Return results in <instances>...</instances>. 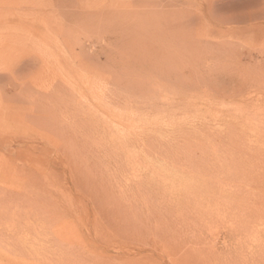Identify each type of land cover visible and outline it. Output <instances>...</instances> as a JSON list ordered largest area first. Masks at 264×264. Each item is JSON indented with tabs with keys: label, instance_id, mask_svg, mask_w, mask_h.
<instances>
[{
	"label": "rangeland",
	"instance_id": "obj_1",
	"mask_svg": "<svg viewBox=\"0 0 264 264\" xmlns=\"http://www.w3.org/2000/svg\"><path fill=\"white\" fill-rule=\"evenodd\" d=\"M41 1L45 2L36 0V3L42 4ZM3 2L5 5H2ZM258 2L260 4L257 1L253 3H257L259 7L251 2L247 8L240 9V4L244 3L241 0H154L156 5L153 10H146L138 5L135 10L132 8L134 11L139 8L135 14L121 13L120 21H124L119 22L120 26L112 25L110 21V27L104 30L105 32H101L99 27L96 29L94 24L97 23L92 22V27L82 24L85 18L82 22L73 21L74 27L72 21H66V26L60 23L61 27L68 26L61 33L66 41L62 42L61 36L55 35L59 46L60 43L64 44L63 51L59 50L58 62L55 63L49 48L41 49L35 46L38 36L27 33L31 28L36 29V33L45 31L39 15H30L25 9L34 5L35 0H0V38L5 32H13V39L11 37L8 41L15 42L13 45L7 41L5 45L0 46V93L2 88L7 86L10 73L7 69L10 68L11 86L14 87L12 93L18 95L11 108L4 107L0 98V129L13 139L24 140V150L22 147L18 151V145L16 152L11 155L13 165L18 168L15 176L23 182L20 181L19 188L9 190L6 203L0 204V264H255V260L250 258L245 249L246 245H255L260 242V238H264V207L259 211L257 207L260 201H264V175L256 178L257 172L248 170V173L251 172L250 174L255 176L257 185L247 178L250 184L246 188L251 190L250 192L235 185L221 197L219 182L225 184L229 182L227 178L230 180L232 177H241L242 172H233L236 166L233 162L228 164L233 167L232 170L228 168L230 173L226 165L221 169L222 166L214 167L211 163L213 156L223 165L222 160L225 159L222 153L230 146L229 137L226 139L224 133L225 129L220 130V134L215 130L216 127L222 126L223 119L238 112L240 120L237 125L241 126L244 116L253 111H264V95L252 86L264 82V56L257 55L258 51L264 50V36L258 37L259 39L252 36V39L251 36H246L247 33L243 34L244 30L240 33L241 30L237 29L242 27V24L235 22L232 17L253 8L259 10L263 7V2ZM192 4H195L196 8ZM56 17L55 14L51 21H56ZM51 21L49 23L53 25ZM259 21L264 25V18ZM66 36L71 38V42ZM160 67L162 71L158 69L157 72L156 69ZM169 70L171 74H166L169 79L167 80L163 71L168 73ZM227 75H232V78ZM136 78L140 80H135ZM197 81L200 84L195 87ZM139 83L142 84L141 92L145 94L144 97L151 94V89H156L158 97L152 106L146 102L138 105L136 102L131 106L132 103L122 100L125 95L133 100L138 93ZM166 83L168 87H165ZM246 84L251 87L249 90ZM234 86L239 88L237 93L229 91ZM87 88L96 90L93 95L101 89L109 99L115 97L111 98L108 90L115 92L113 95L121 100L120 104H115L112 109H104L96 104L91 96L88 97ZM71 89H76L74 97L69 96L65 105H59V101L64 100L65 93ZM103 89L108 92H103ZM54 94L58 100L54 109L59 110L56 121L49 119ZM73 102L77 104L68 107V104ZM14 104H22L23 107ZM181 107L188 109V115L183 120L178 119L181 114L174 112L182 109ZM129 109H133L132 116L136 115L133 119L139 123L137 142L140 144L124 145L123 148L129 146V149H123L119 155L114 154L119 151L107 150L105 153V149L96 147L105 144L97 145L102 135L114 136L119 133L116 124L110 123L98 131L90 130L89 124L86 130L77 126L86 116L93 113H101L107 118L112 113L119 112V115H124V122L128 119ZM153 120L155 125H152ZM50 122L76 126L75 135L71 136L74 144L78 145L79 153L85 151L94 159L88 168L91 175V180L88 181L90 191H99L97 184L100 180L104 181L101 197L105 206L103 211L97 213V204L82 205L78 202V195L65 161L70 155L62 152L61 144H55L57 138L64 141L67 127L56 130L54 135L51 127L45 125ZM182 125L189 128L199 125L202 129L203 135L190 140L194 150L192 154L196 155L197 160L202 158L201 162L191 165L198 171L196 177L178 173L175 167L179 161L170 157L167 158L169 161L166 165L162 164L154 148L143 145L142 138L147 139L146 135L152 134L153 130H177L176 128ZM259 126V129L257 127L254 130L245 126L246 134H263L264 125ZM204 128L205 131L208 128L206 132ZM212 131L215 134L212 135ZM18 137H21V140L17 139ZM66 138H69V132ZM84 142L93 145L84 150L83 147L87 146L82 145ZM248 148L243 145L232 149L230 154L243 160L239 165L246 166V162L249 164L245 159L254 151ZM217 156L223 158L218 159ZM9 157L8 153V156L5 155L0 160ZM37 165L42 173L51 172L53 177L57 178L64 193L75 197L73 202L77 209L67 216L59 215L57 218V224L69 222L70 225L60 233L62 240L59 239V244L55 242L63 250L58 248L61 251L55 253L48 251L56 245L54 243L51 244L52 247L41 248L40 244L38 246L39 241L36 240L32 228L36 222L38 207L24 201V182L28 180L24 176V169L33 171ZM175 172L178 177L172 179ZM161 180L168 182L167 185ZM171 185H174V188H171ZM171 196L176 197L178 202L171 203ZM207 202L212 205L206 207ZM226 205L237 206L238 209L232 213ZM42 218L47 220L50 216ZM101 218L107 233L106 237L103 236L106 242L102 241V244L99 237L94 239V234H89L94 219L98 221ZM233 221L240 226L234 228ZM208 238L214 240L212 252L206 247ZM74 241H77V244ZM96 243L101 246L97 247ZM223 244L226 248H223Z\"/></svg>",
	"mask_w": 264,
	"mask_h": 264
},
{
	"label": "bare ground",
	"instance_id": "obj_2",
	"mask_svg": "<svg viewBox=\"0 0 264 264\" xmlns=\"http://www.w3.org/2000/svg\"><path fill=\"white\" fill-rule=\"evenodd\" d=\"M44 1L45 2H42L41 1L42 4H38L39 2L36 3V0H35V4L34 5L29 4L31 6H27L25 9H26L27 13L30 14V15L35 14L34 16H36V17H37V15H39V17L41 18V21H43L42 24L44 25L42 28L45 29V31L44 32L41 31V33H36V29H34V28L32 29L31 28L30 29L31 32L30 31H28V32L26 31V32L38 36V38L36 40V43H35V46H37V47H39L41 49L42 48H44V49L45 48L46 49L49 48L50 49V52H51V54L53 56L51 58L54 60L55 63H57L58 62V59H59L58 58V56H59V50L63 51V49H64V44L63 43H60V46H59V43L56 40L55 35H60L61 38H62V42L66 41V38L63 37L64 35L61 34V33H63V30H66L68 28V26L65 27L66 25L64 24V22H66V21H67V23L70 22V21H72V22L75 21L76 22V20H79V22H82V19L85 18V20H84V22H82V24H84L86 26H90V24H93L92 22L97 23V24H94V26H96V29H97V27H99V28L102 29L101 32H105L104 30H106L107 28L110 27L109 26L110 21H111V24L112 25H114V24H116V26L117 25L118 26L121 25V24L119 25V22H121L123 20L122 19L120 21V18L122 17V14L121 13H124L125 12L124 13L125 15H127L128 13L133 14L134 12H136L139 9L138 8L136 11H134L137 8L136 6H138V5H140V7H142L143 9L149 8L150 10H153V8H154L153 6L156 5V4L154 5V3H153L154 0L153 1H151V0H109V2H103V3L102 2H99L97 0H44ZM174 1H176V0H174ZM241 1H243L244 3L240 4V6H239L240 9H242V7L243 8H247L248 6H250L249 4L251 2H252V4L256 5L257 3H259L258 1L263 2L262 3L263 4V7L259 9L258 8L259 6L257 4V6H258L257 9H259V10H254V8H253L252 10L250 9L247 12L245 11L244 13L235 14V17L232 16L233 18H235L234 19V20H236L235 22L238 21L239 23L242 24V27H239L238 26L239 28L237 27L238 28L237 30L240 29L242 31L241 32L239 30L240 33H243V30H244L245 33H243V34L245 35L247 33L248 35H246V36H248V37L251 36L250 38H252V39L254 37L255 38L256 37L257 38L258 37L259 38L260 37H263L264 36V25H262L259 20L261 18H264V15H263L264 14V0H241ZM254 1L255 2L257 1V3H253ZM185 3H184V5H185ZM189 3H191V2H189ZM187 4H186V6H187ZM2 5H5V3L2 4ZM193 6H195V4ZM236 7H238L237 4H236ZM254 7H256V6H254ZM132 8H134V10ZM195 8H196V6H195ZM121 9H124V11H122ZM235 10H238V9L235 8ZM24 12H25V10H24ZM142 12H144V11H142ZM0 13H1V11H0ZM55 14L57 15V17L55 18L56 21L53 22V21H51V19H52L53 16L55 17ZM149 16H151V15H149ZM130 17H131V15H130ZM57 19L58 20L61 19V20H59L60 22ZM50 21H51V23H53V25L49 23ZM60 23H62V24L65 25V26H62V27H65L64 29H62V27H61L62 24H60ZM74 24L75 23L73 22V27H74ZM49 25H52V27H50ZM94 26H93V28H94ZM90 27H92V26H90ZM159 27H160V25H159ZM5 28H3V29H5ZM239 31H237V33ZM6 33H7V35H6ZM240 33H239V35H241ZM66 34L68 35L67 32H66ZM11 35H13V32L12 33L5 32V34L0 38V46L1 47L3 45H5V43L8 40L11 39V37L13 39V36H11ZM252 36H254V37H252ZM70 40H71V38L69 39V42H71ZM15 41H17V40H15ZM248 41H250V39ZM11 42H12V40L11 41H8L7 43L10 44ZM14 43H13V45H14ZM229 49L230 48H228V50ZM167 51H168V49H167ZM255 52H257V51H255ZM0 53H2L1 50H0ZM138 53H140V52H138ZM165 53H167V52H165ZM257 53H258L257 54L258 56L259 55L262 56V57L264 56V50L263 51H258ZM7 55L8 54H6V56ZM148 55H149V53H148ZM138 58H139V56H138ZM162 60H163V58H162ZM154 61H155V58H154ZM215 66H217V65H215ZM235 66H236V64H235ZM158 69L161 70V67L160 68H157L156 71ZM174 69L175 68H173V70ZM7 70L10 71V73H9V79H8V82H7V86H4V87L2 86L3 88H2V91L0 93L1 94L0 98H1L2 104H4L3 105L4 107L8 106V108H11V106L14 103V101L17 99V96L18 95H15L14 93H12V91H14V87L11 86L12 83H11V79H10L11 78V71L12 70L10 68H8ZM170 70H172V69H170ZM170 70H169L168 73L166 71H163L164 73L162 72L164 74V76L166 77L165 79H167V80H169L168 77H167V75L170 73ZM167 71H168V69H167ZM175 71H177V70L175 69ZM222 71L224 72V70H222ZM157 72H159V71H157ZM222 74L224 75V73H222ZM254 76L257 77L258 75H254ZM157 77H159V76H157ZM224 77H226V75ZM228 77L229 78H232V75L231 76H228ZM217 78H219V77H217ZM234 79L235 78L233 77V80ZM135 80H140V78L139 79L136 78ZM135 80L133 81L134 85L136 84V81ZM226 80H227V78H226ZM238 80H239V78H238ZM80 81H82V80L80 79ZM156 81H157V78H156ZM252 81L254 82V80H252ZM158 82L156 84H158ZM223 82H225V81L223 80ZM82 83H83V81H82ZM163 83H164V81H163ZM174 83H177V82H174ZM199 84H200V82L197 81V82H195L194 86L195 87H198ZM131 85H133V84H131ZM139 85H140V83H139ZM141 85L137 87V89H139V90L137 91L138 93H137L136 97L134 96L135 97L134 99H133V97H131L133 100H130V96L127 97V95H125L126 98L124 97L125 99L123 98L122 100L123 101L126 100V102L128 101L130 104L132 103L131 106L134 105V104H136V102H137V105L139 103H142V102L145 103L146 102L149 106H152L153 103H155V101L157 100L156 97H158V95L156 96V93H155L156 92V89H151L152 91L150 90V93H151V94H149L150 97L147 96L148 94L144 97L145 94H143V92H141V89H143V88H141ZM162 85L159 84V86H162ZM167 85H168V83H166V86L164 84L165 87H168ZM252 86H253V89L254 90H256L257 92H261L264 95V82L261 81V82H258L256 85H252ZM244 87H242V88L244 89ZM247 87H248V85H247ZM249 88H251V87H248L247 89L249 90ZM87 89L89 91V96L88 97L91 96V98H93V100L96 102V104L102 106V108H104V109H112V107L115 104H120L119 102L121 100L117 99L116 96L113 95V94H115V92L112 93L110 90H108L109 91V94L108 95L111 98H114V97L116 98V99L115 98L114 99H109L108 96L106 97L102 93V91H100L101 89L98 90L99 92L97 91V93L95 95H93L95 93V91H96L95 89L94 90L91 89V88H87ZM88 91L87 92L84 91V92L85 93H88ZM106 91L103 89V92H106ZM229 91H231L232 93H235V92L237 93V91H239V88L237 89L234 86ZM110 92L112 93V96L110 95L111 94ZM177 92H179V91H177ZM177 92H176V95H177ZM75 93H76V89H71V90L67 91L65 93V99L64 100H60L59 101V105L60 104L65 105L66 102H67V100H68V98H70L72 96L74 97ZM126 93H127V91H126ZM118 94L119 93H116V95H118ZM258 94H260V93H258ZM122 95L123 94H121V96ZM52 101L53 102L51 103V107H52V109H51V116L49 117V119L51 118L52 121L53 120L56 121V119L58 118V112H59V110L56 111L54 109L55 107H57V102H58L57 95L54 94V99ZM88 101H89V99H88ZM9 103L11 105H9ZM83 103H84V101H83ZM87 103L88 102H86V104ZM76 104L77 103H74L73 102L71 104H68V107H72V106H74ZM14 105H21L22 106V104H14ZM187 110L188 109H183L182 108V109L177 110V111L175 110L174 112H175V114H177V113L181 114V117H179L180 116L179 115L178 116L179 118L178 117L177 118L178 119H181L182 118V120H183V118L184 117L186 118V116L188 115ZM169 111L170 110H168V113H169ZM132 112H133V109H129L128 119L126 121H124V122H123V118H124L123 116L124 115H119V112H114V113H112V115H110L107 118H105L101 113H93L90 116H86V118H84L81 122H79L77 126L80 127V128H82L83 130H86L87 125L89 124L90 130H92V131H98L100 129H104L110 123L116 124L117 125L116 126V129L117 128L119 129V133L117 135H114V136H104V135H102V137L99 140V142L97 143V145H99L101 143H105V144L103 146H96V147L97 148H101V149H105L104 150L105 153H106L107 150L119 151V152L114 153L115 155H119V154L122 153L123 149H129V146H125L123 148L124 145H127V144H133V145L138 144L137 140H139L138 139L139 138L138 137L139 123L137 124V122L134 121L133 118H136V115L134 114V116H132L133 115ZM250 112H252V111H250ZM171 113L174 114L172 111H171ZM21 115L24 116L23 113ZM191 117H192V115H191ZM238 117H240V115H239L238 112L237 113H233L232 116H227L226 119H223L224 120L223 121L224 127H223V124H222V126H218V127L215 128V130L218 131V134H220V130L225 129L224 133H226V136H227L226 139L229 137L228 140H229L230 146L227 147L225 149V151L222 153V155L224 156V158L222 156H220L223 159H225V161L222 160L223 161V165H222V162L217 161L216 158L213 157V156H212L213 160H212V163L211 164L214 165V167H216L215 165L222 166V167L224 165H226V168L227 169L229 168V169L232 170L233 167L232 166L229 167L228 164H230L231 162H233L236 165L233 168V170H234L233 172L234 173L235 172L239 173L238 171H241L242 172V174L240 175L241 177H239V176H236L235 178L232 177V178H230V180L227 178V180L229 182H227L225 184H222L221 182H219V193H220V196L221 197H222L223 193L224 194L228 193L235 185L236 186H239V187H243L245 189H248L246 187L250 183L247 182L248 181L247 178H249V180H251V182H252V180L254 181V183L257 182V180H255V178H254L255 176H252L250 174L251 172L248 173V170H250V171H253V170L256 171L257 172L256 173V178H258L259 176H263L264 175V133L263 134H257V133L250 134V132H249L248 135L246 134V129H247L246 127H251L254 130V129H257V127L259 129V127H260L259 125H264V111H260L259 110V111H256L255 113L253 111L252 113H249V115L244 116L243 117V120H244L243 121V125H241V126H238L237 125L239 123V120H240ZM241 117H242V114H241ZM199 118H201V117H199ZM23 119H24V117H23ZM204 120H203V122H204ZM61 122H63V121H61ZM197 122H198V120H197ZM45 125H49L51 127V130L54 133V135H55L56 130L61 129L62 127H67L66 134L64 135V141H60L57 138V143H55V144H61L62 145V152L65 151V153H69V155H70V156L67 157V160H65V161H66V164H67V168H68V170H69V172L71 174V177H72L71 180L74 183V188L76 190V194L78 195L77 200L82 205H85L87 203H91L93 205L97 204L98 205L97 213L100 212V211H103L102 208H104L105 206H104V203H102L101 197H102V193H103L104 181L103 180L102 181L100 180L98 182V180L93 179V181L96 180V182H98L97 185L99 187V191H97V190H91L90 191V189H89L90 187H89V182L88 181L91 180V175L88 172V168L90 167L89 166V163L91 161H93L94 159H91L90 156L85 153V151H82L81 153H79L78 145L77 144H74L73 137H71V136L72 135H75L74 130H75V127L76 126L74 124H70V123H67V124L62 125V123L54 124V123H51V122L50 123H47ZM152 125H155V120L152 121ZM179 125H181V124H178V126ZM198 126L197 125H194L193 127L191 126L192 128H189V127H187L185 125H182V126L176 128L177 130L171 129V130H174V131H171L170 129L169 130L168 129H165V130H162V131H159V130L155 131V130H153L152 131V134L146 135L147 136V139H145V138L143 139L142 138V140H144L143 145L146 146V147H153L154 150H155L156 156L159 155V157L161 158L162 164L166 165V162L169 161L167 158L170 157L172 159H175V160L179 161L178 162L179 164L175 167V168H177L176 171L178 173H182L184 175H188V176H191V177H196L198 171L197 170H194L191 165H193L195 163H198V162H201L202 161V158H199L197 160L196 159V155L192 154L194 150H192V148H193L192 145L193 144L190 142V140H192V138L198 137L200 134L203 135V133L201 131L202 129H200V126L199 127ZM21 129H22V127H21ZM207 129L208 128H206V131H207ZM204 131H205V128H204ZM27 132H28V130H27ZM68 132H69V138H66V135H67ZM38 133H39V131H38ZM49 133H50V131H49ZM53 133H51V134H53ZM213 133L214 132L212 131V135H213ZM223 136H224V134H223ZM20 138L21 137H18L17 139H20ZM224 138H225V136H224ZM55 140H54V142H55ZM234 141H235V143H234ZM233 144H235V145L233 146ZM18 145L20 146V148L18 149V151H20L22 149V147H23V150H24V140L23 141H18V140H16V138L13 139V138H11V137H9L7 135V132H5V131L2 132V130L0 129V158H2L5 155L8 156V153H9V156H10L9 159H2V160H0V204L1 205H4L6 203L7 196H8L7 195L8 194V191L11 190V189H13V188H19L20 181L23 182L21 179H18V178H16L17 176H15L16 173H18V168H15V166L13 165V162L14 161L12 160L13 158L11 156L13 153L16 152ZM33 145H35V144H33ZM82 145H87V146H84L83 147V149L86 150L88 147L92 146L93 144H91V143L88 144V142H84ZM243 145H247V147H249L248 148L249 150H253L254 151L253 154H250V156H248L245 159V162L246 161L249 162V164L246 162V166L239 165V164H242V162H243V160H242L241 157L240 158H234L233 155L230 154L232 152V149H235V148L238 149L240 147H243ZM107 146L109 147V149H106ZM141 149H146V148H141ZM21 154H24V153H21ZM75 154H79V155H75ZM219 154H221V153H219ZM219 154H218V156H219ZM63 157H64V154H63ZM220 157H218V159ZM156 158H158V157H156ZM207 158H209V157H207ZM217 162L218 163H221V164L219 165ZM175 168H174V170H175ZM221 169H224V167L221 168ZM220 170H217V171H220ZM228 172L230 173V170ZM24 176H26L28 178V180L26 182H24V201H29V203L31 205L34 204V205H36L38 207V214L35 215L36 222H35V225L32 226V228L34 229L35 238H36L37 241H39V242H37L38 246L40 244L41 245V248H42L43 246H45V247H47V246L52 247L51 246L52 243H54V245L56 243L59 244L58 242L60 240H62L60 233H62L63 231H65L67 229V227L70 225V223L69 222H67V223L64 222L65 224H57V218H58L59 215L67 216V215L71 214L70 212H72L73 210L77 209L76 206H75V204H74V202H73V200L75 199V197L72 196V195H70L69 193L68 194L64 193L61 190V188H60V185H59V182H58L57 178L53 177V175H52L51 172L42 173L38 169V165L36 166V170H33V171H29V169H24ZM173 177L174 178H172V179H175V178L178 177V175L176 174V172L173 174ZM228 177H229V175H228ZM162 181H163V184L164 185H167L168 182H165V180H161V182ZM262 184L263 183H261V185ZM255 185H257V184L255 183ZM90 186L92 187V184H90ZM168 186H170V185L168 184ZM171 186H173L171 188H174V185H171ZM261 189L262 188H260L259 190H261ZM262 190H264V189H262ZM164 191H167V189H164ZM250 191L251 190H249V192ZM176 199H177L176 197L171 196L170 197L171 203H175V201L178 202V199L177 200ZM254 199H255V197H254ZM210 204L212 205L211 202H207L206 203V207L211 206ZM226 207L232 213H233V211H235V210L238 209L237 206H233V205H229V206L226 205ZM257 207H258V211H259V209H263V207H264V201H260V203L257 205ZM43 216H50V219L43 220V218H42ZM232 223H234V225L232 224L234 228H238L240 226V224H238V223H236L234 221ZM91 233L94 234V236H93L94 239L96 237L97 238L99 237L101 239V244H102V241L106 242V240H104L105 239L104 237H106L107 233H106V230H105L103 218H101V220H98V221L96 219H94V221L91 224V228H90V233L89 234H91ZM103 233H105V235H103ZM96 241H97V239H96ZM99 241L100 240L98 239V242ZM262 241L264 242V238L263 239L260 238V242L259 243H255V245L253 244L254 246L253 245L252 246L246 245V249L245 250H247V252H248L247 254H249L250 258H253L255 260V264L256 263L257 264H264V244H263ZM74 242L77 244V241H74ZM47 244H50V245H47ZM57 244L55 246L53 245L55 248L54 247H52L51 249L49 248L48 251L51 252V253H55L57 251L63 250V249L60 248V245H57ZM84 244L85 243H82V245H84ZM98 244H100V243H98ZM206 244H207L206 247L208 248V250L210 252H212L214 250V245H215L214 244V240L208 238V239H206ZM100 246L101 245H98L97 247H100ZM58 248L61 249V250H59ZM223 248H226V246L224 244H223ZM185 256H187V255H185ZM241 260H243V259H241ZM247 262H250V261H247Z\"/></svg>",
	"mask_w": 264,
	"mask_h": 264
}]
</instances>
